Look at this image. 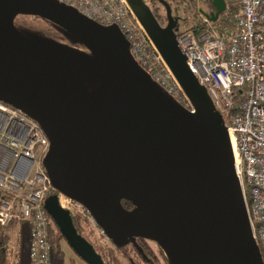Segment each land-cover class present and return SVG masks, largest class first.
Returning a JSON list of instances; mask_svg holds the SVG:
<instances>
[{"label": "water", "instance_id": "1", "mask_svg": "<svg viewBox=\"0 0 264 264\" xmlns=\"http://www.w3.org/2000/svg\"><path fill=\"white\" fill-rule=\"evenodd\" d=\"M126 1L193 112L169 99L137 64L116 25H101L57 0H0V99L39 120L49 139L44 162L51 182L80 200L110 239H152L170 264H264L224 122L176 42L169 4L159 0L167 19L161 25L144 0ZM210 2L214 10L204 15L213 20L225 0ZM18 12L37 14L86 46L113 98L87 91L60 48L16 27ZM24 52L51 73L36 71ZM43 207L75 254L87 264H105L56 192L45 196Z\"/></svg>", "mask_w": 264, "mask_h": 264}, {"label": "built area", "instance_id": "2", "mask_svg": "<svg viewBox=\"0 0 264 264\" xmlns=\"http://www.w3.org/2000/svg\"><path fill=\"white\" fill-rule=\"evenodd\" d=\"M101 25L114 24L130 55L162 92L186 110L194 107L177 78L126 0H57ZM230 32L183 29L175 39L190 70L220 113L230 142L251 235L264 258V0H234ZM48 136L39 120L22 107L0 99V224L26 220L30 225L29 264H50L48 229L52 218L43 207L50 191L62 207L87 216L78 199L51 182L44 162ZM264 263V262H263Z\"/></svg>", "mask_w": 264, "mask_h": 264}, {"label": "trees", "instance_id": "3", "mask_svg": "<svg viewBox=\"0 0 264 264\" xmlns=\"http://www.w3.org/2000/svg\"><path fill=\"white\" fill-rule=\"evenodd\" d=\"M144 1L151 10H153L156 7L157 0H144ZM166 1L170 6V11H171V5H173L175 11H178L179 9L191 10L190 12L195 15V19L192 20V22L186 29L193 30L196 33H199L200 31L207 28L213 30L218 35H224L230 32V30L233 27V14L237 10V3L234 0H225V8L218 13L217 17L214 20H211L204 15L205 13L214 10V6L211 4L210 0H166ZM198 2L200 3V6L196 5ZM32 16H39V15L32 14ZM156 18L158 20L160 19V16L156 15ZM165 18H166V14L164 15V19ZM49 39L50 38H47V40ZM47 43L52 44L54 47H56L55 44L58 46V44L53 41ZM72 43L74 44L76 43V41L71 42V44ZM56 48H59V46ZM63 54L67 58H69L71 65L77 66L76 59H74L75 56L73 57V55L67 53L66 50L65 52H63ZM90 57L91 58L88 59L90 61H93L98 67L99 71L102 73V75L106 79H108L106 74L103 72L101 66L99 65L98 61L92 55V53ZM226 116H227V112L225 111L224 114H220V119L224 122ZM50 192H54V191L51 190ZM121 203L123 206L127 208H134V205L128 199L122 198ZM70 215L72 222L76 227V230L93 244L94 248L101 254V257L104 260L105 264H124L125 260L132 262L131 257L128 255L130 246L127 243L125 242L119 243L116 240L110 238L109 241L108 240L106 241L102 238L101 235H99L97 232L94 231V229L89 225L86 217L72 210L70 211ZM13 227H15L16 229L15 230L16 236L14 243L11 244L9 240L10 239L9 230L12 229ZM29 229H30V225L26 220H18V221L14 220V221H10L8 224L5 225L0 224V264H29V257H28L29 241H30ZM130 237L140 238V239L145 238L140 236H130ZM48 239L50 241V264H87L74 252L73 254L66 256L65 250L62 246V241H65V239L63 238L62 234L60 233L53 219L48 229ZM160 250L163 257L166 259L161 248ZM259 251L262 260L264 262V258L262 255V248L260 246H259Z\"/></svg>", "mask_w": 264, "mask_h": 264}, {"label": "rangeland", "instance_id": "4", "mask_svg": "<svg viewBox=\"0 0 264 264\" xmlns=\"http://www.w3.org/2000/svg\"><path fill=\"white\" fill-rule=\"evenodd\" d=\"M196 5L200 6V3L198 2ZM152 11L155 15L160 16L158 22L161 25H166L167 19H164L165 8L159 0L156 1V7ZM190 11V9H179L178 11H175L173 5H171V28L174 33L186 29L190 25L192 20L195 19V15ZM13 23L20 30L27 32L36 40H41L45 43L53 41L58 44L59 48L63 52H65L66 50L67 53L73 55V57L75 56L74 59H76L77 66L72 65V71L77 81L87 91L93 92L105 101H109L113 98L112 87L108 79H106L102 75L96 64L88 59L91 58V52L86 46L77 41L76 38L74 40L73 36L70 33L45 18H42L40 16H32V14L26 12L16 13V17L13 19ZM47 38L50 39L47 40ZM73 41H76V43L71 44V42ZM47 44L54 47L50 43ZM55 46L58 47L56 44ZM87 60H89L90 62ZM44 161L47 162V158H44ZM77 213L86 217L89 225L94 229V231L101 235L104 240L109 241V238L100 231L99 226L95 224L87 216V214H83L80 212ZM15 230V227L9 230V240L11 244H13L15 240ZM124 241L130 246L128 255L132 259V262L125 260L124 264H169L163 257L160 246L156 241L149 238L140 239L130 236L127 237ZM62 246L65 250L66 256L73 254V250L65 241H62Z\"/></svg>", "mask_w": 264, "mask_h": 264}, {"label": "bare ground", "instance_id": "5", "mask_svg": "<svg viewBox=\"0 0 264 264\" xmlns=\"http://www.w3.org/2000/svg\"><path fill=\"white\" fill-rule=\"evenodd\" d=\"M145 2V1H144ZM146 4V3H145ZM147 6V4H146ZM148 7V6H147ZM149 8V7H148ZM0 23H3V17H2V9L0 8ZM24 58L26 59V61L36 70V71H45L47 73H51V70L47 67H43L40 64H38L36 62V60L34 59V57L30 54H28L27 52L23 53Z\"/></svg>", "mask_w": 264, "mask_h": 264}]
</instances>
